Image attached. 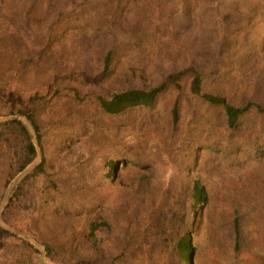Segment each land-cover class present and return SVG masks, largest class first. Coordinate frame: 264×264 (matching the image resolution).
Here are the masks:
<instances>
[{"label": "rangeland", "instance_id": "rangeland-1", "mask_svg": "<svg viewBox=\"0 0 264 264\" xmlns=\"http://www.w3.org/2000/svg\"><path fill=\"white\" fill-rule=\"evenodd\" d=\"M188 64L203 73L204 91L264 105V0H0V123L29 110L46 159L45 172L27 184L26 204L10 211L12 225L2 220L5 206L0 211V228L40 244L37 260L0 235V264H170L162 237L178 224L173 210L194 179L208 203L191 264H264V155L256 149L264 112L251 108L230 129L221 106L190 93L189 75L152 107L108 114L95 100L157 84ZM12 161V147L0 142V204L20 174L7 182ZM110 161L114 178L106 176ZM90 220L104 223L94 242ZM44 242L57 261L41 252Z\"/></svg>", "mask_w": 264, "mask_h": 264}, {"label": "trees", "instance_id": "trees-1", "mask_svg": "<svg viewBox=\"0 0 264 264\" xmlns=\"http://www.w3.org/2000/svg\"><path fill=\"white\" fill-rule=\"evenodd\" d=\"M110 61V52L104 56V67L108 68ZM190 76L189 91L191 94L199 97L203 101L212 105L221 106L226 126L230 129L236 127L238 119L243 116L249 109L255 108L258 112H264V105L258 98L249 96L240 104L231 102L223 93H209L203 89V73L194 65L188 64L177 67L168 72L164 78L157 84L149 87H128L126 89L114 91L108 95L100 93L95 94V100L99 107L108 114L123 113L132 108L152 107L157 98L171 87L181 88L180 81L185 76ZM18 114L25 116L33 126L36 139L41 148L42 159L13 189L12 193L1 214L2 220L11 224L10 211L12 209L20 210L26 204L28 193L27 184L34 178L40 177L46 170V159L44 156V146L42 143V134L40 127L29 110L19 108ZM13 114V113H10ZM179 120V103L176 98L171 108V121L176 124ZM6 142L12 147L13 161L11 163V172L7 182L21 173L37 160V150L33 142V135L28 126L21 119L9 120L0 123V142ZM256 149L264 155V144H257ZM115 162L106 163V176L114 178ZM188 199L180 198L178 201L179 208L173 210V215L180 212L178 224L172 225V233L162 237L164 251L168 254L170 264H191V255L195 249L192 242L193 231L197 224V217L200 209L208 203V193L204 184L199 180H191ZM104 224L101 221L90 220L88 222V237L92 242L95 241V230L99 225ZM231 228L233 235V246L235 250L240 248L242 241V228L239 213L235 210L231 218ZM0 235L7 236L18 240L21 245L28 251L30 259L37 260L39 250L30 242L23 240L8 230L0 228ZM46 257L51 261H57L54 257V250L49 243L44 242ZM74 264V263H73ZM75 264H93L88 258H80Z\"/></svg>", "mask_w": 264, "mask_h": 264}, {"label": "water", "instance_id": "water-1", "mask_svg": "<svg viewBox=\"0 0 264 264\" xmlns=\"http://www.w3.org/2000/svg\"><path fill=\"white\" fill-rule=\"evenodd\" d=\"M20 117H24L26 120L27 118L25 116H22L20 114H17V115H10V116H7L5 118L2 119V121H9V120H14V119H20ZM28 121V120H27ZM28 123L30 124L31 128H32V135H33V142H34V145L36 146V150H37V158L38 160H36L33 164H31L29 167H27L26 169H24L8 186V191L13 189L37 164L40 163L41 161V151H40V146L38 144V141L36 139V136H35V132H34V129H33V126L31 125V123L28 121ZM5 206V203L4 202H1L0 204V211L3 209V207ZM11 232L17 234V235H21L20 232L16 231V230H13V229H9ZM27 239L31 240L33 242V244L35 246H39L40 244L32 239V238H28L26 237ZM45 251V247L43 246L42 249H41V252L44 253Z\"/></svg>", "mask_w": 264, "mask_h": 264}]
</instances>
